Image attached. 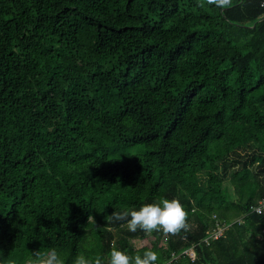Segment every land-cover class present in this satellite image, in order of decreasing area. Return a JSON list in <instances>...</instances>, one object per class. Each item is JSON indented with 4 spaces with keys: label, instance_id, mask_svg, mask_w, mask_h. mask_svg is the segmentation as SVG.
<instances>
[{
    "label": "trees",
    "instance_id": "1",
    "mask_svg": "<svg viewBox=\"0 0 264 264\" xmlns=\"http://www.w3.org/2000/svg\"><path fill=\"white\" fill-rule=\"evenodd\" d=\"M177 198L187 229L113 213ZM264 0H0V264L36 251L264 264Z\"/></svg>",
    "mask_w": 264,
    "mask_h": 264
},
{
    "label": "clouds",
    "instance_id": "2",
    "mask_svg": "<svg viewBox=\"0 0 264 264\" xmlns=\"http://www.w3.org/2000/svg\"><path fill=\"white\" fill-rule=\"evenodd\" d=\"M230 0H214L217 8L223 9ZM118 221H125L129 232L141 229L144 232L162 229L167 233H176L181 229H187L186 211L177 198H162L158 201L145 203L137 208L123 207L119 212L113 213ZM157 252L148 249L142 254L130 255L127 251L113 248L110 252L108 264H156ZM23 264H64L61 253L56 248L47 252H32ZM73 264H102L101 257H88L77 255Z\"/></svg>",
    "mask_w": 264,
    "mask_h": 264
},
{
    "label": "built area",
    "instance_id": "3",
    "mask_svg": "<svg viewBox=\"0 0 264 264\" xmlns=\"http://www.w3.org/2000/svg\"><path fill=\"white\" fill-rule=\"evenodd\" d=\"M250 213H257L263 214L264 213V198L259 200L257 204H253L250 206L249 212L247 214L242 215L234 219L231 222L221 221L217 214H213L212 218L215 220V225L212 226L208 231L207 235L203 240L197 244H194L190 248L183 251V254L188 255L192 261H195L197 258V247L199 245H210L213 241L220 239L221 237L225 236L226 231L236 222L243 223L245 221V216ZM260 237L264 238V230ZM178 256L173 253V259L177 258ZM172 259V260H173ZM171 260V261H172ZM169 261L167 264H170Z\"/></svg>",
    "mask_w": 264,
    "mask_h": 264
}]
</instances>
